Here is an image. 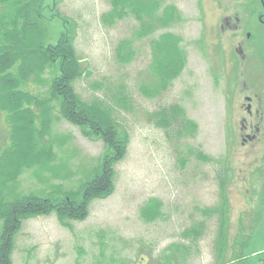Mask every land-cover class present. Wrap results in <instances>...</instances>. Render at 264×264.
<instances>
[{"label": "rangeland", "instance_id": "1", "mask_svg": "<svg viewBox=\"0 0 264 264\" xmlns=\"http://www.w3.org/2000/svg\"><path fill=\"white\" fill-rule=\"evenodd\" d=\"M150 1L155 22L168 10L173 18L141 37L145 17L102 25L108 0H62L57 8L70 29L76 26L71 34L87 70L75 84L78 96L111 105L127 143L113 164L112 192L91 200L81 220H60L55 212L23 220L11 264H165L168 257V264H264V157L243 160L234 142H225L224 79L235 70L224 71L230 48L218 45L222 13L237 14L261 35V9L254 0ZM50 26L54 36L63 30L58 18ZM122 41L129 55L120 65L114 52ZM169 41L184 67L165 90L148 97L141 88H150L151 44ZM55 74L49 66L36 70L19 91L46 98ZM126 94L129 102L119 106ZM19 95L17 100L25 97ZM174 104L193 129L183 130L180 117L171 128L155 124L154 114L164 109L171 115ZM54 108L45 114L44 107L32 105L13 114L11 126L9 108L0 105L2 210L32 194L57 203L101 171L104 141L84 136Z\"/></svg>", "mask_w": 264, "mask_h": 264}, {"label": "trees", "instance_id": "2", "mask_svg": "<svg viewBox=\"0 0 264 264\" xmlns=\"http://www.w3.org/2000/svg\"><path fill=\"white\" fill-rule=\"evenodd\" d=\"M108 2L110 9L102 15V25L107 28L114 21H121L128 15L135 17L137 21H142L145 17L143 23L141 22L142 29L137 32L139 37L149 34L154 29L153 24L155 26H159V23L166 24L173 18L172 11L168 10V15L155 22L156 17L152 14L154 1L150 0H108ZM45 3L46 0H18L11 10V24L8 23L11 29L4 30L3 40L7 42L2 45V51H12V54L10 57L0 59L1 98L9 108V112L13 114L28 112L32 104L44 107L45 114L56 107L61 117L79 126L85 136L102 139L108 152L104 156L101 171L91 181L84 183L78 193H66L63 200L57 203L49 197L32 194L4 206L5 209L0 211V220L3 221V228L0 231V264H11L14 236L23 220L52 212H55L60 220L85 218L91 200L106 197L112 192L115 173L113 164L123 157L127 143L122 137L124 130L114 119L111 110L114 108L111 105H106V102L101 103L100 100L86 103L78 96L75 84L84 76L86 70L74 47L73 37L70 36L76 26H72L71 29L66 28L68 21L65 20V32L61 33L57 42L53 43L54 36L45 27L42 18ZM19 23L23 25L22 28ZM126 42H120L115 48L114 57L119 63H124L128 59L129 45ZM150 50L151 85L149 89L141 88V92L148 97L165 90L184 65L173 42L153 43ZM17 61L22 66L20 73L15 75L9 69ZM47 66L53 68L56 73L50 81L48 97L37 99V96L28 92L22 94V91H19L20 85L34 75L33 72L43 71ZM18 93L25 97L17 100V97H21ZM126 101L129 102V96L119 98L117 104L124 107L125 103L122 102ZM169 110L171 115L164 109L154 114L158 118L155 121L156 125L171 128L173 122H176L175 119L180 117L183 130L193 129V124L183 120V112L178 106H170ZM112 155L115 157L112 158Z\"/></svg>", "mask_w": 264, "mask_h": 264}, {"label": "flooded vegetation", "instance_id": "3", "mask_svg": "<svg viewBox=\"0 0 264 264\" xmlns=\"http://www.w3.org/2000/svg\"><path fill=\"white\" fill-rule=\"evenodd\" d=\"M254 5L261 9L257 18L263 33L253 32L251 24L243 23L235 13H222L218 45L230 48L227 63L223 62L228 69L224 71H230V67L235 70L234 76L230 73L224 79L225 142H234L233 149L241 151L243 160L253 157L257 161L264 157V0H254Z\"/></svg>", "mask_w": 264, "mask_h": 264}]
</instances>
